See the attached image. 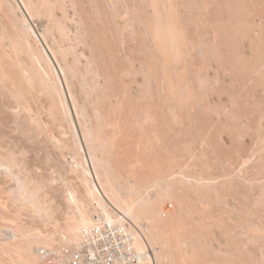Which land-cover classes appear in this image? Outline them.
I'll use <instances>...</instances> for the list:
<instances>
[{
    "label": "rangeland",
    "instance_id": "374dc122",
    "mask_svg": "<svg viewBox=\"0 0 264 264\" xmlns=\"http://www.w3.org/2000/svg\"><path fill=\"white\" fill-rule=\"evenodd\" d=\"M23 3L29 14L0 0V143L22 148L62 205L56 178L90 150L125 197L141 193L126 186L155 184L168 227L146 233L159 264H264V0ZM5 178L0 240L30 227ZM6 248L0 264H27Z\"/></svg>",
    "mask_w": 264,
    "mask_h": 264
},
{
    "label": "bare ground",
    "instance_id": "6f19581e",
    "mask_svg": "<svg viewBox=\"0 0 264 264\" xmlns=\"http://www.w3.org/2000/svg\"><path fill=\"white\" fill-rule=\"evenodd\" d=\"M16 1L19 4V8H21L24 13H28L27 6L23 3V0ZM40 36H37V38L41 41V38L43 37ZM43 42L42 45L47 43L43 44ZM43 47L45 48V46ZM45 51H47L46 48ZM48 54L51 55L49 52ZM48 57L49 56H47V58ZM54 57L55 56H53L52 53L49 60H51L54 70L59 76L60 80H58L61 81L59 92L64 98H66L64 100H67L68 103L69 99H72V95L69 87L63 84L62 81L64 80H61V75H63L64 72L62 67L58 65L59 63L57 64V60L55 61L53 59ZM67 103L65 101L63 102L66 106L67 113H71L72 117H76L74 105L71 106V104L68 105ZM82 138L80 142L77 141L76 150L83 151L86 155L87 150L85 152L82 140H86L85 142H88V140L85 139L86 135ZM6 154H14V156L19 159L23 169L30 175L31 180L35 182L34 187L40 198L45 200L52 209L51 215L47 218H36L32 216L28 210L19 207L11 200V191L7 194L9 195L8 200L14 206L13 209L19 214L23 213L25 215L23 220L30 226L25 229L14 224L12 225V229L8 228L9 230H5L4 238L2 237L0 244L7 247L9 251L17 254V258H12L7 255L11 260H22L23 263L27 264H30L29 261H32V264H42V255L39 253L49 254L53 250H59L62 244L70 246L76 245L77 241H79L80 231L83 228L90 227L97 220L118 221L122 216H127L134 220L140 219L141 216L134 214V207H137L139 214H142L146 218L145 223L147 227L145 226L144 233L150 242L152 241L148 236V232H150L151 235L155 233L158 235H165L167 231L168 222L159 217L156 201L152 198L150 193L155 184L145 186L139 185L137 182L130 186H126L132 190L135 189V187H138V190H140L141 193L135 199L125 197L122 194V190L125 189V186H123L118 178L115 177L113 166L108 161L101 160V158L99 159L94 152H91V150L88 151V155H81V161L77 163L76 166H73L72 164L69 167L68 178L64 175H59L56 178L61 182L59 184L61 185L60 195L62 197L63 205L56 201L54 195L45 190L46 185L42 183L43 180L33 174L30 162L25 158L26 155L22 148H14L13 145L6 144V142L4 144L0 143V155ZM8 163L7 160L0 159V165L4 166L0 167V177H6L10 190H13L17 185L14 180L8 178L7 172L5 171ZM95 209L100 210L102 215L93 212ZM58 211L60 214L59 216H56ZM118 212L120 214H118ZM146 231L148 232L146 233ZM133 234L135 235L136 245L139 248H142V243L139 237L141 234L135 231ZM34 245H37V247L34 248ZM21 252H24L25 255ZM159 254L160 249L158 248L156 254L157 264H159ZM25 256L28 257L27 262L23 259Z\"/></svg>",
    "mask_w": 264,
    "mask_h": 264
},
{
    "label": "built area",
    "instance_id": "2783aa9c",
    "mask_svg": "<svg viewBox=\"0 0 264 264\" xmlns=\"http://www.w3.org/2000/svg\"><path fill=\"white\" fill-rule=\"evenodd\" d=\"M169 211L171 204L164 207ZM140 219L122 216L118 221L97 220L80 231L76 245L62 244L60 249L42 255V264H157L158 247L144 233ZM141 234L142 248L133 232Z\"/></svg>",
    "mask_w": 264,
    "mask_h": 264
},
{
    "label": "clouds",
    "instance_id": "9594fccd",
    "mask_svg": "<svg viewBox=\"0 0 264 264\" xmlns=\"http://www.w3.org/2000/svg\"><path fill=\"white\" fill-rule=\"evenodd\" d=\"M0 159L7 160L9 163L5 168L8 178L14 180L17 187L10 192V198L19 207L30 212L36 218H47L51 215L52 209L47 202L40 198L34 181L30 175L23 169L19 159L14 154L0 155ZM0 167H4L0 165ZM23 177V178H21Z\"/></svg>",
    "mask_w": 264,
    "mask_h": 264
}]
</instances>
